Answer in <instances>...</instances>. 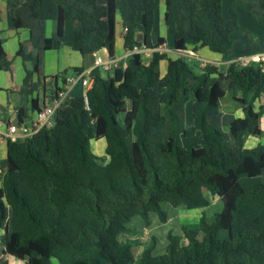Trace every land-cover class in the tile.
<instances>
[{
	"label": "trees",
	"instance_id": "16d2710c",
	"mask_svg": "<svg viewBox=\"0 0 264 264\" xmlns=\"http://www.w3.org/2000/svg\"><path fill=\"white\" fill-rule=\"evenodd\" d=\"M5 1L11 28L27 30L32 48L26 51L20 43L16 52L24 68L21 103L15 108L19 123L51 98L59 80L84 72L72 67L52 76L49 92L34 79L41 54L61 47L66 22L76 24L73 39L82 56L105 49L115 57L118 19L125 50L142 45L153 51L148 62L134 53L125 66L109 72L92 68L86 101L68 95L53 127L6 143L0 160L3 254L25 264H52L53 259L57 264H264V143L244 146L247 134L264 139L259 126L264 105L256 106L264 93V61L231 62L225 71L208 62L196 72L181 56L173 59L157 50L164 38L151 40L163 5L176 52L192 46L194 52L207 48L226 55L232 33L241 30L235 13L224 19L222 0ZM235 5L264 24V0H236ZM48 21L56 22L50 36ZM3 42L0 37V70L11 74ZM163 60L167 66L161 75ZM226 94L232 103L223 106ZM187 102L190 129L183 126ZM238 109L242 117L227 127L229 144L209 118ZM196 132L200 146L185 148L182 138ZM99 139L105 141L101 159L91 151ZM213 197L222 200V210L211 220L202 216L196 227L182 226V236L168 234L161 255H151L154 240L138 257L131 243L121 240L134 217L149 224L156 213L165 222L162 203L205 208Z\"/></svg>",
	"mask_w": 264,
	"mask_h": 264
},
{
	"label": "rangeland",
	"instance_id": "374dc122",
	"mask_svg": "<svg viewBox=\"0 0 264 264\" xmlns=\"http://www.w3.org/2000/svg\"><path fill=\"white\" fill-rule=\"evenodd\" d=\"M3 2H4L3 0H0L1 10L3 8L2 7ZM231 12L235 13L237 22L241 28V30L235 31L231 35L232 46L227 53L228 57L233 58L231 59L232 60L231 62L238 63L240 60L250 58L255 54L264 53V24L258 23L257 21H255L253 17L246 14L243 10H241L238 6L235 5L234 0H222V7H221L222 17L224 19H230L231 17H233ZM161 13H162V7L159 10V13L157 15V20L151 32V36L155 40L158 34L163 35L162 31L160 32V30L158 29V23L163 25ZM8 18H9V14L7 17L6 14L2 13V23H1V27L3 28L2 37L6 39L7 48L11 40L15 38H19L17 34L12 31L10 18L9 20ZM51 22L53 21H48L46 22V25H45L47 36H50L51 34L55 33L54 31L51 34H48L50 33V28H51L50 23ZM72 24H74V28H75L76 24L74 22H72ZM120 31L121 30L119 29V27H117V33H116V51L117 52L116 54H119V55L121 54L120 53V48H121V44H120L121 32ZM68 39L73 42L71 36H68ZM21 42L24 48L28 49L26 45L27 43L22 40ZM166 43H167L166 45L167 53L168 55H171V53L174 52L173 45H172L173 39L169 33L167 34ZM188 51H190V53L192 52V46L189 47ZM9 53L11 55L12 50L9 51ZM47 53H48L47 55H50L48 51ZM195 54L196 56H194L193 53L183 54L181 55V57L187 64L192 66L196 72H200V70L198 69L207 63L205 61H209L207 58L209 54L217 56L218 60H221V57H222L221 55L214 54L213 52L209 51L207 48H204V50H199V52ZM227 64L228 63H218L216 65L218 66L220 71H225ZM238 65L242 66L241 62ZM26 66L28 70L32 71V66L30 63H27ZM164 66H165V63L162 62L160 73L161 71H164ZM159 69H160V66H159ZM3 73L4 75L7 76L6 81H9L11 79L10 74H8L5 71ZM39 78L43 83H45L42 80L43 78L42 75H40ZM59 84H60V80H59ZM45 88L47 92H49L52 88V85L49 82H47L45 83ZM9 90H10L9 88L4 87V89L0 91V97L5 98ZM15 94H17V92H15ZM70 94L74 96H84V91L82 87L78 85V86H75L73 89H71ZM230 98H231L230 94H226L222 101V105L227 106V104L231 100ZM260 99L262 101V98ZM10 103H12V99L10 100ZM191 110H192L191 102H187L185 105V117H184V122H183V126L185 127V129H190L192 127ZM231 115L232 114L220 112L219 114L210 118V123L218 127L221 130V132L224 134L225 139L229 143H231V137H230L231 135L228 131L227 124H229V122L231 121L233 117ZM259 124L262 130H264V112L259 118ZM261 139L262 140L259 143H264L263 138ZM99 141H101L103 144L101 142L98 143V140L91 143V151L93 154H95L101 159L103 158V154H104L103 147H104L105 141L103 139L101 140L99 139ZM200 141H201V136L199 132H196V134L191 138H182V144L187 149L188 148H198L200 146ZM248 142H251V140H248ZM247 147H249V143ZM216 199L218 198L217 197L210 198V203L206 208H195V209H187L184 206L173 207L168 203H162L161 207L167 214V217H166L167 220L165 222L160 221L156 213L150 214L149 224H145V222L139 217H134L130 221V223L127 224V227H129L130 230L126 231L123 238L121 237V240L123 242H125V240H128L131 243L132 252H133L134 257H138L143 250L152 246L151 243L154 240L153 241L154 246H153V249L151 250V255L152 256L161 255L165 252V249L168 243V239H167L168 234H172L175 236H182L181 227L186 226V227L193 228L197 226L199 223L198 219L201 218L202 216H204L206 220H211V218L213 217V214H216L219 211V208L221 207L219 200H216ZM2 232L3 231H0V246L3 250ZM180 243L185 244L186 241L184 239H181ZM51 263L57 264V262L54 259L51 261Z\"/></svg>",
	"mask_w": 264,
	"mask_h": 264
},
{
	"label": "crops",
	"instance_id": "0c3cea01",
	"mask_svg": "<svg viewBox=\"0 0 264 264\" xmlns=\"http://www.w3.org/2000/svg\"><path fill=\"white\" fill-rule=\"evenodd\" d=\"M3 1H4L2 4L3 8H2V10L0 9V13H1L0 28L2 31H3V28L1 27L2 13L6 14L7 17L9 14V11L6 8V1L5 0H3ZM12 1L14 3H16L17 5H21L24 0H17V1L12 0ZM234 1H236V0H234ZM248 1H255V0H248ZM105 2H106V0H97L98 4H104ZM161 7H162V13L161 14H162L163 25L158 23V29L160 30V32L162 31L163 35L158 34L157 38L158 37L164 38V43L162 45L163 47L161 46L158 50H159V52L165 53L168 55L167 46H166L167 45L166 38H167L168 32H167V29H166L164 22H163L164 6L162 5ZM9 18H10V15H9ZM9 18H8V20H9ZM68 23L69 22H66L64 25L63 38L61 40L62 41L61 47L58 50L48 51L50 53V55H47L48 54L47 52L41 54L39 71H38L39 74L38 73L35 74V76H34L35 80L39 79V76L42 75L43 77H46V79H44L43 81L45 83L49 82L53 86L54 80L51 77L55 76L59 73H62L63 71H65L69 67L70 68H72V67H83L84 71H90L94 67V62H95L97 57H100L103 60H107L109 58L108 53L105 49L99 50L98 52L91 54V55L82 56L79 52L77 43H75L74 39H73L74 24H72V22L69 24ZM50 24H51V28H50V33H48V34H51L56 30V22L53 21ZM117 27H119V29L121 30L120 31L121 32V34H120V38H121L120 53L121 54L120 55L116 54L117 51H116V42H115V59H118L120 61V64L122 66H125L126 58L124 56H125L126 50L123 48L124 29H123L119 19L117 21ZM117 27H116V33H117ZM12 31L15 32L19 38H15V39L11 40L8 48L6 45L7 44L6 39L2 37V35H3L2 32L0 34V37L4 40L3 49L5 50L7 58L9 60H11V74H10L11 79L9 81H6L7 76L4 75V73H3L4 71L0 70V91L2 89H4V87H7L10 89L5 98L0 97V116L3 117V119H5V120L15 122L16 121V119H15V108L18 107L19 104L21 103V96L18 93V91L21 87L22 79L24 76L23 64H22L21 59L16 56V52L18 50L19 44L22 43L21 40L27 43L26 45H27L28 49L25 48L26 51H32V48L28 43L29 32L27 30L21 29L19 31H15L12 29ZM46 35H47V33H46ZM68 36H71L73 42L68 39ZM157 38H156V40H157ZM136 39L137 40L141 39L140 33L136 34ZM151 40H152V43H156V40L153 39L152 36H151ZM172 45H173V43H172ZM188 49H189V47H188ZM11 50H12V54L10 55L9 51H11ZM199 50H204V48L198 49L196 52H194L193 47H192L191 53H190V51H188V50L187 51L190 54L193 53L194 56H196L195 53L199 52ZM173 51L174 52H172L171 55H168L169 58L175 59V58L181 56L174 49H173ZM218 55H220V54H218ZM255 55H264V53L255 54ZM150 56H151V53H148V55L143 58L144 59L143 62H148V60L150 59ZM221 56H220L221 60H218L217 56L209 54V56L207 57L209 61H205V62H207V63L210 62V63H214V64H218V63H228L229 64L232 61L231 59H233L231 57H228L227 54L221 55ZM162 62L165 63V66H164V71H161L160 74L164 75L166 72L167 62L165 60H163ZM161 63H160V70H161ZM15 92H17V94H15ZM260 98H262V101H261V99H259V101L256 102V106L264 105V93L261 95ZM11 99H12V103H10ZM231 103L232 102L230 100V102L227 105H230ZM222 113H228V112H222ZM228 114H232L231 116H233L231 121L237 117H242V112L240 109L236 110L233 113H228ZM32 116H33V113L30 114V117H32ZM210 118H209V122H210ZM259 126H260V124H259ZM227 127H228V124H227ZM260 128H261V126H260ZM248 140H251V142H248ZM261 140H262L261 138L247 134L244 136V146L247 147V145L249 143V147H247V148H253L259 142H261ZM99 142H101V141L98 140V143ZM231 143H232V137H231ZM231 143H229V144H231ZM103 148H105V143H104ZM6 150H7L6 143L0 142V160L5 158ZM216 200H219V202L221 204V207L219 208V211H218V212H220L222 210L223 203H222V200L220 198H218ZM214 215L215 214H213V216ZM199 219H198V221H199ZM2 235H3V232H2ZM4 262L6 264H25L24 261H21V260L13 257L11 255L3 254L2 248L0 246V264L4 263Z\"/></svg>",
	"mask_w": 264,
	"mask_h": 264
},
{
	"label": "built area",
	"instance_id": "2783aa9c",
	"mask_svg": "<svg viewBox=\"0 0 264 264\" xmlns=\"http://www.w3.org/2000/svg\"><path fill=\"white\" fill-rule=\"evenodd\" d=\"M152 50L145 48L144 46H134L132 50H127L125 53V58L128 56L139 53L143 58L151 53ZM264 61V55H254L250 58L240 60L242 66L248 65L250 62H261ZM122 66L118 59L108 58L103 60L97 57L94 62V67H99L103 72H109L113 69ZM93 79L89 75V71H84L79 74L69 75L66 77L65 81L60 80L57 83V90L53 91L51 98H44L45 101L39 107V109L33 114L32 117L23 122H11L9 120L3 119L0 116V142H16L19 140H24L26 138L32 137L39 130L43 128H51L55 124V115L64 100L68 95H70L71 89L75 86H81L85 93L92 86ZM44 94V93H43ZM45 95V94H44ZM86 101V97H85Z\"/></svg>",
	"mask_w": 264,
	"mask_h": 264
},
{
	"label": "clouds",
	"instance_id": "9594fccd",
	"mask_svg": "<svg viewBox=\"0 0 264 264\" xmlns=\"http://www.w3.org/2000/svg\"><path fill=\"white\" fill-rule=\"evenodd\" d=\"M159 48H160V47H159ZM159 48H158V49H159ZM158 49H157V50H158ZM126 51H127V50H126ZM152 51H153V50H152ZM158 51H159V50H158ZM178 53H179V55L190 54L187 50H186V51H183V52H178ZM93 68H94V67H93Z\"/></svg>",
	"mask_w": 264,
	"mask_h": 264
}]
</instances>
